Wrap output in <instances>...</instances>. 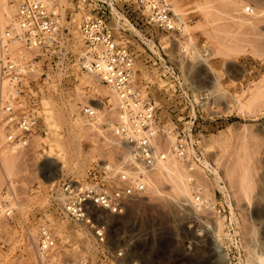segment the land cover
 I'll list each match as a JSON object with an SVG mask.
<instances>
[{"label":"rangeland","instance_id":"obj_1","mask_svg":"<svg viewBox=\"0 0 264 264\" xmlns=\"http://www.w3.org/2000/svg\"><path fill=\"white\" fill-rule=\"evenodd\" d=\"M171 1L180 8L186 31L170 35L147 25L136 30L146 41L133 44L137 78L148 74L145 57L153 62L159 52L176 67L185 92L181 89L171 100L157 91L162 87L158 63L150 93L163 128L177 125L167 142L197 116L193 137L217 173L196 177L212 202L197 206L191 186L189 192L176 193L158 166L147 190L130 199L126 212L108 216L109 238L113 245H125L124 264H264V0ZM248 4L253 14L244 11ZM14 12L9 0H0L1 29ZM82 85L88 86V98L109 96L112 103L109 89L94 78ZM185 94L192 98L188 107ZM201 95L196 105L193 96ZM45 104L53 109L55 123L41 126L28 146L8 145L0 135V198L12 189L24 214H38L32 207L44 204L50 179L82 178L93 162L112 159L118 148L109 131L68 120L58 99L47 97ZM221 180L226 195L215 194ZM10 228L0 215V249L13 243ZM75 239L79 247L86 243L81 236Z\"/></svg>","mask_w":264,"mask_h":264},{"label":"built area","instance_id":"obj_2","mask_svg":"<svg viewBox=\"0 0 264 264\" xmlns=\"http://www.w3.org/2000/svg\"><path fill=\"white\" fill-rule=\"evenodd\" d=\"M15 12L0 28V135L6 144L26 147L41 126L54 122L47 97L60 101L68 120L109 131L117 138L112 159L93 162L86 176H61L46 183L38 214H24L12 189L0 198V215L11 228L13 243H3L0 264H124L126 247L113 245L108 216L126 212L130 199L147 190L150 173L174 156L192 184L193 202L211 205L197 173L215 177L194 139L195 118L167 142L159 106L151 95L158 66L166 97L184 88L173 64L159 52L145 57L147 76L137 78L138 54L133 44L146 41L136 32L143 25L170 35L186 21L171 0H9ZM244 11L254 13L251 4ZM152 54V52H150ZM92 77L113 95L88 98L85 78ZM183 89V93H184ZM111 95V96H112ZM184 102L191 104V95ZM196 105L201 95L193 96ZM184 115H180L183 119ZM187 123V122H186ZM187 125V124H186ZM206 176V175H205ZM216 191L227 194L223 181ZM85 244L79 247L75 237ZM79 247L78 252L76 248Z\"/></svg>","mask_w":264,"mask_h":264},{"label":"bare ground","instance_id":"obj_3","mask_svg":"<svg viewBox=\"0 0 264 264\" xmlns=\"http://www.w3.org/2000/svg\"><path fill=\"white\" fill-rule=\"evenodd\" d=\"M4 3H5V1H4ZM3 4V3H2ZM8 6V5H7ZM8 8V7H7ZM174 9V11H175V13L176 14H179V15H182L181 14V11H180V8H178V7H174L173 8ZM182 17V16H181ZM188 29V28H187ZM186 31V26H184V28L182 29V34L184 33ZM186 46V45H185ZM194 52V51H193ZM200 56V55H199ZM203 59V58H202ZM90 80V79H89ZM101 83V82H100ZM102 84V83H101ZM103 85V84H102ZM104 86V85H103ZM106 87V86H105ZM107 89H108V87H106ZM110 91V90H109ZM100 92V91H99ZM93 93V92H92ZM92 95V94H91ZM113 99V98H112ZM49 106V105H48ZM54 117V116H53ZM54 123H55V121H54ZM56 125V124H55ZM54 125V127H57V126H55ZM52 126V125H51ZM54 127H52V128H54ZM50 131H51V129H50ZM55 131V130H54ZM55 134H56V132H55ZM171 137H173V136H171ZM44 140V139H43ZM54 141V140H53ZM51 142V141H50ZM169 142V141H168ZM57 143V142H56ZM58 144V143H57ZM52 145V144H51ZM59 145V144H58ZM48 146H49V144H48ZM51 151V150H50ZM180 160H178L177 158H175L174 156H170L169 157V159L167 160V161H165V162H163V163H161L160 165H159V169H160V171L164 174H168V176L172 179V181H173V189H174V191L176 192V193H179V192H189V189H188V187H190L191 186V192H192V184L189 182V181H187L186 182V180L188 179V176H187V179H185L186 178V176L184 175V171H183V168L181 167V165H180ZM181 164H182V162H181ZM182 166H183V164H182ZM185 167V166H184ZM184 170H185V168H184ZM183 171V172H182ZM47 180H49V179H47ZM54 181V179H50V182H53ZM188 182H189V184H188ZM198 182V181H197ZM198 185H200L199 183H198ZM201 186V185H200ZM190 194V193H189ZM192 195H193V192H192Z\"/></svg>","mask_w":264,"mask_h":264},{"label":"crops","instance_id":"obj_4","mask_svg":"<svg viewBox=\"0 0 264 264\" xmlns=\"http://www.w3.org/2000/svg\"><path fill=\"white\" fill-rule=\"evenodd\" d=\"M156 87H158V86H156ZM165 89H166V88H162V87L159 88V87H158L157 91H161L162 93H164V95H165V97H166Z\"/></svg>","mask_w":264,"mask_h":264}]
</instances>
